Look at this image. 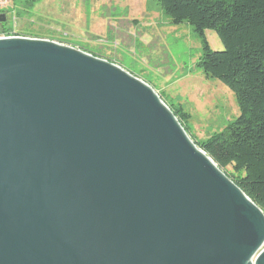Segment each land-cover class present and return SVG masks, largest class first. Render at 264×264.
<instances>
[{"label": "water", "instance_id": "1", "mask_svg": "<svg viewBox=\"0 0 264 264\" xmlns=\"http://www.w3.org/2000/svg\"><path fill=\"white\" fill-rule=\"evenodd\" d=\"M0 264H264V212L141 80L0 39Z\"/></svg>", "mask_w": 264, "mask_h": 264}, {"label": "rangeland", "instance_id": "2", "mask_svg": "<svg viewBox=\"0 0 264 264\" xmlns=\"http://www.w3.org/2000/svg\"><path fill=\"white\" fill-rule=\"evenodd\" d=\"M26 1L13 0L0 12L15 37L90 52L120 67L164 104L184 107L192 141L222 133L239 117L233 91L197 68L203 56L199 37L187 24L172 25L158 0H38L31 7ZM205 35L213 51L224 50L215 31Z\"/></svg>", "mask_w": 264, "mask_h": 264}, {"label": "trees", "instance_id": "3", "mask_svg": "<svg viewBox=\"0 0 264 264\" xmlns=\"http://www.w3.org/2000/svg\"><path fill=\"white\" fill-rule=\"evenodd\" d=\"M158 5L172 25L193 29L203 47L197 68L230 88L238 101L240 115L233 123L194 144L264 212V0H158ZM12 31L0 23V35ZM206 31L217 33L223 51L211 49ZM165 104L192 138L191 115L182 105Z\"/></svg>", "mask_w": 264, "mask_h": 264}, {"label": "built area", "instance_id": "4", "mask_svg": "<svg viewBox=\"0 0 264 264\" xmlns=\"http://www.w3.org/2000/svg\"><path fill=\"white\" fill-rule=\"evenodd\" d=\"M12 1L13 0H0V12L6 11L10 7ZM2 14H5V13H2ZM12 35L11 36L0 35V39H6V38H13V37H15L14 35L13 36Z\"/></svg>", "mask_w": 264, "mask_h": 264}, {"label": "flooded vegetation", "instance_id": "5", "mask_svg": "<svg viewBox=\"0 0 264 264\" xmlns=\"http://www.w3.org/2000/svg\"><path fill=\"white\" fill-rule=\"evenodd\" d=\"M6 22H7V20H6ZM6 22H5V23H6Z\"/></svg>", "mask_w": 264, "mask_h": 264}]
</instances>
